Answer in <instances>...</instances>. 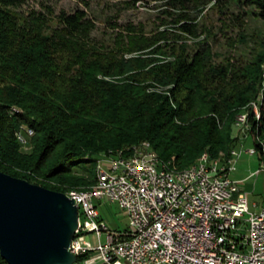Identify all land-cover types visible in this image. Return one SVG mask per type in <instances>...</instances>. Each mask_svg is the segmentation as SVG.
Wrapping results in <instances>:
<instances>
[{
    "label": "trees",
    "instance_id": "obj_1",
    "mask_svg": "<svg viewBox=\"0 0 264 264\" xmlns=\"http://www.w3.org/2000/svg\"><path fill=\"white\" fill-rule=\"evenodd\" d=\"M27 2L0 0V171L59 192L91 190L100 155L145 142L181 170L228 154L244 114L264 162V45L240 65L215 64L209 44L193 52L167 30L157 39L131 29L107 46L85 9L61 11L51 27L46 13L19 9ZM244 3L264 19V0ZM181 29L194 33L189 22ZM23 126L34 132L27 148ZM84 164L89 177L74 170ZM0 264H9L1 253Z\"/></svg>",
    "mask_w": 264,
    "mask_h": 264
},
{
    "label": "built area",
    "instance_id": "obj_2",
    "mask_svg": "<svg viewBox=\"0 0 264 264\" xmlns=\"http://www.w3.org/2000/svg\"><path fill=\"white\" fill-rule=\"evenodd\" d=\"M239 125L249 129L246 121ZM132 153H139L138 162L128 163L125 155L98 159L99 177L115 180L117 189L70 195L81 205L77 239L70 245L77 256L73 264H264V205L251 210L249 193L232 177L240 151L233 148L222 165L201 163L186 177L162 174L145 148ZM100 201L126 213L124 231L109 228Z\"/></svg>",
    "mask_w": 264,
    "mask_h": 264
},
{
    "label": "rangeland",
    "instance_id": "obj_3",
    "mask_svg": "<svg viewBox=\"0 0 264 264\" xmlns=\"http://www.w3.org/2000/svg\"><path fill=\"white\" fill-rule=\"evenodd\" d=\"M244 1L28 0L19 9L25 14L31 10L46 13L51 27L58 25L57 15L61 11L71 13L78 8L85 9L88 16L96 23L92 37L98 44L111 46L116 36L118 42H124L131 34L129 31L131 29L136 32L134 36L157 37V39L160 37V31L167 30L171 38L175 37L174 39L180 42H186L193 52L209 44L215 64L227 63L230 60L240 65L253 60L263 51L264 45V19L258 16L254 6L247 5ZM184 22L194 25L193 34L185 33L181 29ZM160 43L165 44L166 41L161 40ZM255 103L251 105L258 114V106ZM234 136L236 141L230 152L234 148L241 154L236 162L237 170L232 177L239 181L240 189L249 193L250 207L254 211L256 206L264 205V162L259 152H249V149L256 146L248 128L236 123ZM24 147L27 148V144ZM230 152L221 153L217 158L224 161L229 157ZM103 156L100 155L99 159ZM91 169V164H84L74 170L79 175L89 177ZM72 189L80 190V188ZM97 204L101 218L111 230L124 231L128 227V216L118 205L104 201ZM102 239L105 240V234ZM91 241L94 245L98 244L94 233L91 234Z\"/></svg>",
    "mask_w": 264,
    "mask_h": 264
},
{
    "label": "water",
    "instance_id": "obj_4",
    "mask_svg": "<svg viewBox=\"0 0 264 264\" xmlns=\"http://www.w3.org/2000/svg\"><path fill=\"white\" fill-rule=\"evenodd\" d=\"M78 226L73 198L0 171V253L9 264H73Z\"/></svg>",
    "mask_w": 264,
    "mask_h": 264
},
{
    "label": "bare ground",
    "instance_id": "obj_5",
    "mask_svg": "<svg viewBox=\"0 0 264 264\" xmlns=\"http://www.w3.org/2000/svg\"><path fill=\"white\" fill-rule=\"evenodd\" d=\"M241 121H246L247 122V117L246 115H240L238 117V125L241 124ZM30 129V128H29ZM34 134L33 130L30 129V132L24 131L21 132L19 135V139L21 143L25 146L27 144V136H32ZM145 148V155L148 158V162L150 163H160L159 164V171L162 174H169L172 176H177V177H186L189 175V170H194V169H199L201 163L205 162H211L214 165H222L225 161H228L230 159V156L233 154V150L231 151L229 157L226 160H220L216 159L213 160L211 157L205 153L203 156H201L195 163L192 165L181 169V170H176L173 168H170V166L167 163H164L161 161L157 155L152 151L150 143H143L141 146L135 147V149H141ZM126 153V152H125ZM123 151L119 152L118 154L110 155V156H104L100 159H105L106 157H117L119 155H125V161H128V163H136L139 161V153H131V154H125ZM251 153H257L255 148L251 149ZM96 185L93 189L91 190H77V189H71L65 192V194L70 198V195H73L75 197H84L86 195H104V193L111 192V190L117 189V182L113 179H103L100 176V168H99V163L97 162V170H96ZM79 207V213H81V205H78ZM236 235H243V228H236ZM74 239H77V232L75 233Z\"/></svg>",
    "mask_w": 264,
    "mask_h": 264
},
{
    "label": "crops",
    "instance_id": "obj_6",
    "mask_svg": "<svg viewBox=\"0 0 264 264\" xmlns=\"http://www.w3.org/2000/svg\"><path fill=\"white\" fill-rule=\"evenodd\" d=\"M114 231L121 232V230H117V229H115Z\"/></svg>",
    "mask_w": 264,
    "mask_h": 264
}]
</instances>
